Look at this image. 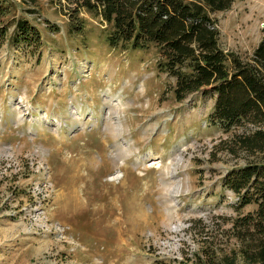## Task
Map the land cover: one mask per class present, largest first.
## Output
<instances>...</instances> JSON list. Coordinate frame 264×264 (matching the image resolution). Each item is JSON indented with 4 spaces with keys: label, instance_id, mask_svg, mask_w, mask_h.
I'll use <instances>...</instances> for the list:
<instances>
[{
    "label": "rangeland",
    "instance_id": "1",
    "mask_svg": "<svg viewBox=\"0 0 264 264\" xmlns=\"http://www.w3.org/2000/svg\"><path fill=\"white\" fill-rule=\"evenodd\" d=\"M10 1L3 21L28 18L41 42L14 43L10 24L0 44V264H204L208 246L240 249L234 220L257 205L240 209L224 179L254 160L238 140L253 127L214 123L216 96L178 100L155 50L111 47L78 0ZM212 16L223 48L250 59L264 0Z\"/></svg>",
    "mask_w": 264,
    "mask_h": 264
},
{
    "label": "trees",
    "instance_id": "2",
    "mask_svg": "<svg viewBox=\"0 0 264 264\" xmlns=\"http://www.w3.org/2000/svg\"><path fill=\"white\" fill-rule=\"evenodd\" d=\"M78 3L110 26L111 47L155 50L158 71L175 79L178 100L196 92L216 96L211 117L214 123L225 132L239 126L253 127L238 135V140L254 160L231 169L224 184L236 194L240 209L252 203L257 209L234 220L233 231L242 242L240 249L218 256L208 246L199 259L204 264H237L238 258L245 264H264V36L248 60L223 48L218 20L212 15L230 9L233 0ZM11 7L10 0H0V44L8 37L10 24L16 25L14 43L40 44V32L28 18L3 21ZM48 25L55 26L51 22Z\"/></svg>",
    "mask_w": 264,
    "mask_h": 264
},
{
    "label": "bare ground",
    "instance_id": "3",
    "mask_svg": "<svg viewBox=\"0 0 264 264\" xmlns=\"http://www.w3.org/2000/svg\"><path fill=\"white\" fill-rule=\"evenodd\" d=\"M113 99H111V101H110V104H111V106H113V108H114V110H116V109H120V107H121V103L120 102H113L112 101ZM117 127L116 128H118L120 125L119 124H117L116 125ZM117 130V129H116ZM118 130H119V128H118ZM76 202V201H75ZM77 206V205H76Z\"/></svg>",
    "mask_w": 264,
    "mask_h": 264
}]
</instances>
